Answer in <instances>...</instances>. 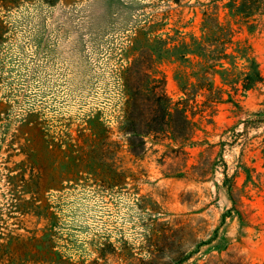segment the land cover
Instances as JSON below:
<instances>
[{"label":"rangeland","instance_id":"obj_1","mask_svg":"<svg viewBox=\"0 0 264 264\" xmlns=\"http://www.w3.org/2000/svg\"><path fill=\"white\" fill-rule=\"evenodd\" d=\"M139 58L192 136L135 155ZM0 264H264V0H0Z\"/></svg>","mask_w":264,"mask_h":264},{"label":"trees","instance_id":"obj_2","mask_svg":"<svg viewBox=\"0 0 264 264\" xmlns=\"http://www.w3.org/2000/svg\"><path fill=\"white\" fill-rule=\"evenodd\" d=\"M140 59L126 69L128 80L123 85L126 98L123 132L129 136L135 155L140 152L142 143L145 145L146 137L155 135L183 140L192 136V124L186 112L179 108V103L173 104L166 93L165 81L154 78L152 67Z\"/></svg>","mask_w":264,"mask_h":264}]
</instances>
